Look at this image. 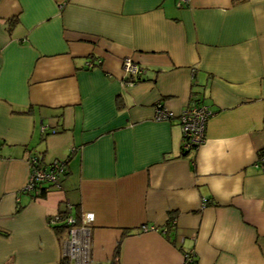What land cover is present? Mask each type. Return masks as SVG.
I'll return each mask as SVG.
<instances>
[{
	"label": "crops",
	"instance_id": "1",
	"mask_svg": "<svg viewBox=\"0 0 264 264\" xmlns=\"http://www.w3.org/2000/svg\"><path fill=\"white\" fill-rule=\"evenodd\" d=\"M201 104L214 115L186 154L179 116ZM262 149L264 0L0 2V264H264ZM37 152H74L40 198L25 191ZM63 212L82 217L85 254L51 225Z\"/></svg>",
	"mask_w": 264,
	"mask_h": 264
},
{
	"label": "built area",
	"instance_id": "2",
	"mask_svg": "<svg viewBox=\"0 0 264 264\" xmlns=\"http://www.w3.org/2000/svg\"><path fill=\"white\" fill-rule=\"evenodd\" d=\"M182 3H188V0H181ZM88 67H93L91 63ZM123 69L126 77H136L145 73V69L138 65L130 57H127L123 61ZM214 115V111L207 105L189 107L180 116L181 131L183 135V149L186 151H192L198 149V147L204 143L206 139V125L208 120ZM174 117L172 111L167 109L163 104L157 103L154 108V119L156 121H169ZM31 161L35 162L36 157H31ZM257 167L264 168V151L258 156L256 161ZM63 171V163L60 161H54L48 164L46 169L33 168L25 187V191H34L36 187L44 181L55 184V187L60 188L59 175ZM94 219L93 214L86 215L84 224L89 223ZM66 223L73 224L74 218L69 216L65 219ZM61 221V215L53 218L50 223L56 225ZM86 227L72 228L69 233V240L67 242V248L69 253L74 256L76 254H85V246L88 244V238L86 236ZM85 257V255H84ZM186 257V256H185ZM85 260V259H84Z\"/></svg>",
	"mask_w": 264,
	"mask_h": 264
},
{
	"label": "trees",
	"instance_id": "3",
	"mask_svg": "<svg viewBox=\"0 0 264 264\" xmlns=\"http://www.w3.org/2000/svg\"><path fill=\"white\" fill-rule=\"evenodd\" d=\"M2 0H0V2H1ZM181 1V0H180ZM182 3V2H181ZM16 18V17H15ZM15 18H13V19H11L12 21H14V20H16ZM144 68V67H143ZM145 72H146V70H145ZM145 74V73H144ZM144 74H141V75H137L136 77H128L127 78V80H126V83H134V82H138V81H141L142 80V75H144ZM159 103H161V104H163L161 101L159 102ZM123 102H122V100H120V99H118L117 100V107H118V109L119 110H121V109H123ZM201 105H203V104H201ZM198 106H200V105H198ZM195 107V106H194ZM174 118V117H173ZM173 118H171V119H173ZM170 119V120H171ZM180 119V118H179ZM169 120V121H170ZM208 123V122H207ZM206 128H207V125H206ZM55 133L57 132V131H54ZM264 151V149H262L260 152H259V155L262 153ZM183 152L184 153H186V154H189V153H192V151H186V150H184L183 149ZM74 152H72V154H73ZM72 154L67 158V159H65V160H61L60 162L61 163H63V171H62V173L59 175V182L61 183V177H64L65 175H67L68 174V164H69V161H70V158L72 157ZM258 155V156H259ZM33 156H35L36 157V161L35 162H33V161H31V157H33ZM28 162H29V166H30V169L32 170L33 168H40V169H46L47 168V166H48V164L45 162V158H44V156H43V154H40V153H31L30 155H29V157H28ZM53 187H55V184L54 183H51V182H47V181H44L43 183H40L37 187H36V189L34 190V191H28V193H30L33 197H35V198H40V197H43L45 194H46V192L50 189V188H53ZM60 215H61V221L62 222H60L61 223V225L60 226H57V224L56 225H54V226H56L55 228H56V230H57V233H64V232H67V234L69 235V233H70V230L72 229V228H80V227H82L83 226V222H82V217L80 216V215H77V217L75 218V217H73L74 218V223L73 224H68V223H66V221H65V219L67 218V217H69L70 215H69V213H60ZM72 217V216H71ZM171 222V223H170ZM174 222H176V220H175V218H173V216H171L170 218H169V224L167 225L168 226V229H167V231L168 232H171V230H172V224H174ZM52 225V224H51ZM0 234H2V235H7L8 233L7 232H1L0 231ZM118 254H119V250L117 249V251H116V253H115V256L117 257L118 256ZM186 260H187V263H189V264H197V262H196V260H195V256L192 254V253H186ZM69 258L68 257H65V258H63L62 259V261H61V264H69Z\"/></svg>",
	"mask_w": 264,
	"mask_h": 264
},
{
	"label": "rangeland",
	"instance_id": "4",
	"mask_svg": "<svg viewBox=\"0 0 264 264\" xmlns=\"http://www.w3.org/2000/svg\"><path fill=\"white\" fill-rule=\"evenodd\" d=\"M67 240H69V238H67Z\"/></svg>",
	"mask_w": 264,
	"mask_h": 264
}]
</instances>
